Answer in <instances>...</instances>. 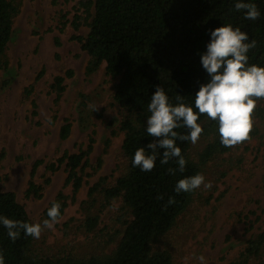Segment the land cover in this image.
<instances>
[{
	"label": "rangeland",
	"instance_id": "obj_1",
	"mask_svg": "<svg viewBox=\"0 0 264 264\" xmlns=\"http://www.w3.org/2000/svg\"><path fill=\"white\" fill-rule=\"evenodd\" d=\"M9 1L19 14L3 58L8 67L0 71V188L15 193L33 224H43L44 211L60 193L66 198L60 222L35 239L38 255L85 259L111 254L125 229L122 214L131 219L121 198L107 204L104 196L128 170L121 130L127 112L114 101L119 78L106 74L105 63L86 74L90 57L73 37H86L90 28L72 27L77 15L86 16L81 0ZM58 76L66 78L60 98L53 89ZM65 119L72 133L61 140ZM253 119L255 137L202 166L200 174L212 188L195 191L187 211L156 245L170 251L172 264H201V255L207 264H239L249 241L264 232V100L257 102ZM209 141L201 135L191 144L194 161ZM90 144L87 164L79 169L83 185L74 195L72 183H66V164L58 160ZM37 162L42 164L33 180L43 187L41 197H28ZM50 164L57 169L51 172ZM95 216L98 225L88 232L85 223ZM248 262L264 264V250Z\"/></svg>",
	"mask_w": 264,
	"mask_h": 264
},
{
	"label": "trees",
	"instance_id": "obj_2",
	"mask_svg": "<svg viewBox=\"0 0 264 264\" xmlns=\"http://www.w3.org/2000/svg\"><path fill=\"white\" fill-rule=\"evenodd\" d=\"M238 2L241 0L80 1L79 5L86 16L77 15L72 27L75 31H79L83 25L90 28L86 37H73L90 57L86 74L90 76L96 73L105 63L106 74L114 79L119 78L115 86L114 101L127 112V118L121 123V130L125 132L123 151L128 160V170L118 178L113 187L105 190V202L110 204L121 198L123 212H128L131 219L126 220L125 214H122L120 219H123L125 229L111 254L85 259L72 255L59 259L38 255L34 250L35 238L20 230L19 238L12 241L7 228L0 224V252L4 255L5 264H172L170 251L156 248V245L187 211L196 191L177 193L175 188L178 181L200 174L202 166L214 157L230 152L233 147H225L221 143L218 122L205 114L200 115L198 123L204 129L202 136L210 138V141L197 157L198 162L190 157L191 141L177 140V146L181 148L186 160L183 172L178 170L175 160L168 164L160 163L163 150L157 157L155 168L150 172L133 166L134 155L140 148L149 152L147 145L154 139L148 136L146 127L150 116L148 105L157 86L165 90L173 106L181 102L177 99L181 97L186 106H191L198 112L195 109V94L201 85L211 79L201 58L207 52L212 39L211 32L216 28L230 24L246 32L249 36L247 42L256 41V47L248 53L249 66L254 64L264 67V0H242L257 6L261 15L255 21L245 19V10H236L235 4ZM91 10H94L93 14H90ZM18 14V7L11 1L0 0V71L8 67V62L3 58ZM67 75L71 77L73 74L69 72ZM65 80L64 76H58L54 80L53 89L58 98L66 89ZM176 131L186 135L189 129L182 127ZM71 133L72 123L65 119L60 128V139L67 140ZM251 135L252 138L255 137V131ZM92 149L90 144L87 149H81L75 154L65 152L58 160L61 164H66V183H72L74 195L83 185L79 169L87 164ZM40 164L42 162H37L32 169L28 197H41L43 187L33 180ZM56 166L50 164L48 169L55 171ZM169 168L177 171L170 174ZM65 199L60 193L50 203L44 211L45 220L49 219L47 212L54 203L60 205L61 217L63 216ZM170 199H174L175 203H169ZM0 216L33 223L25 207L17 201L15 193L5 192L1 188ZM98 221L96 216L87 220V231H93ZM263 250L264 232L249 241L239 264H248V261L259 257Z\"/></svg>",
	"mask_w": 264,
	"mask_h": 264
},
{
	"label": "clouds",
	"instance_id": "obj_3",
	"mask_svg": "<svg viewBox=\"0 0 264 264\" xmlns=\"http://www.w3.org/2000/svg\"><path fill=\"white\" fill-rule=\"evenodd\" d=\"M237 11L245 10V19L257 20L261 13L253 3L238 2L235 4ZM211 42L207 46V52L202 55L201 62L211 77L210 82L201 85L195 94V112L193 107L186 106L182 98L181 102L173 106L165 90L157 86V90L151 96L148 105L150 116L147 118L146 131L149 137L154 138L145 148L136 150L133 166L142 171L150 172L156 166L157 157L161 155V164H168L175 160L178 170L183 172L186 160L181 148L177 146V140L191 141L196 144L204 129L198 123L200 115H205L217 121L221 143L225 147H236L251 141L255 122L253 119L257 102L264 99V67L249 66L248 53L256 47V41H249L246 32L239 27L224 25L211 32ZM97 107L95 108V111ZM186 127L188 134L182 135L176 129ZM150 153V154H149ZM177 169L169 168L170 174H175ZM212 183L205 182L202 174H197L185 179H180L175 191L192 192L201 187L205 190L212 188ZM169 203H175L170 199ZM49 219L40 223H26L0 216V224L8 230V236L12 241L19 238L20 230L25 235L39 239L44 229H53L60 222V205L53 204L48 209ZM201 264H207L205 257H198ZM0 264H5L4 255L0 252Z\"/></svg>",
	"mask_w": 264,
	"mask_h": 264
}]
</instances>
